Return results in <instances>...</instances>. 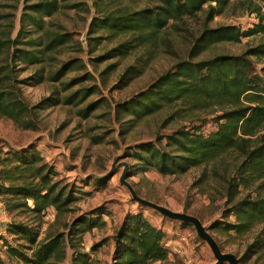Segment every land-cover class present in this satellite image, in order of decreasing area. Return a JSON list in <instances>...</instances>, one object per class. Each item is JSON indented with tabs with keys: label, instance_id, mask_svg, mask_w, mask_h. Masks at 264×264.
Returning <instances> with one entry per match:
<instances>
[{
	"label": "rangeland",
	"instance_id": "rangeland-1",
	"mask_svg": "<svg viewBox=\"0 0 264 264\" xmlns=\"http://www.w3.org/2000/svg\"><path fill=\"white\" fill-rule=\"evenodd\" d=\"M44 1L51 0H0L1 36L9 33L11 38H15L23 18L28 32L21 41L29 37L45 39L58 33H66L69 38L66 44L57 48L51 65L44 63L45 77L50 70H57L63 63L70 62L59 80L44 78L36 83L33 77L41 64L16 62L10 66L4 84L26 105L28 111L24 119L30 124L24 128L0 116V161L13 151L36 149L42 161L57 172L53 179L58 181L59 187L64 186L66 191L71 190L77 197L67 205L69 210L64 213L56 214L53 207L46 209L44 222L38 230V241L57 232L64 233L68 240L67 225L81 216L99 215L106 222L105 226L85 232L80 242L75 239L71 242L77 251L89 254L87 264H113V236L126 214L140 209L149 222L164 232L163 241L169 252L164 261L152 264H215L216 259L209 246L197 236L191 224L183 225V222L170 220L154 209L139 207L129 190L119 182L124 165H127L126 180L138 196L173 211L196 216L221 251L235 254L240 264H264V244H260L264 240V224L242 234L215 228L220 223L235 220L232 214H227L229 205L225 204L222 176L213 174L214 169L230 177L235 163L240 161L235 153H225L206 168L193 167L181 174H162L153 167L145 168L143 162L132 156L137 144L146 141L156 143L159 137L161 147L170 150L165 146V136L178 128L198 125L204 135L214 131L216 123L212 117L215 113L208 109L186 115L183 110H176L180 103L163 106L139 118L115 111L117 102L135 96L170 70L178 60L187 59L193 41L204 27L235 24L245 29L257 21L256 17L242 13L240 5L232 6L231 1L221 14L210 21L205 20L204 12L184 17L177 21V26H170L158 34L154 44L137 46L124 57L110 58L106 57L108 51L130 36L113 34L104 28L91 27L93 30H90L92 19L110 12L151 7L156 4L154 0H56L57 9L42 18L44 30H40L30 24L27 15L39 18L30 5ZM256 45H264V31L242 38L240 42L210 45L193 60L219 54L239 55ZM17 47L30 48L25 44ZM251 59L255 71L264 67V56ZM130 66L140 68L139 75L130 81L121 79ZM69 82L70 87L65 88V83ZM82 89H88L89 95L77 103ZM67 97L71 102H64ZM55 98L60 102L55 104L52 101ZM88 104L93 107L86 117H82L79 111ZM98 178L105 182L99 183ZM9 198V195L0 193V259L8 264H21L8 259L4 241L15 246L19 242L7 232V227L11 222L34 225L36 221L23 208L9 209ZM93 211L98 212L91 214ZM252 243L255 247L249 248ZM37 245H30L27 251L31 252ZM72 252L67 245L66 257L61 264H70Z\"/></svg>",
	"mask_w": 264,
	"mask_h": 264
},
{
	"label": "trees",
	"instance_id": "trees-1",
	"mask_svg": "<svg viewBox=\"0 0 264 264\" xmlns=\"http://www.w3.org/2000/svg\"><path fill=\"white\" fill-rule=\"evenodd\" d=\"M231 1L232 6L240 5L242 13L254 15L257 21L245 29L235 24L204 27L193 41L187 59L178 60L170 70L158 76L135 96L117 102L115 111L117 114L139 118L176 103H180L176 110H183L186 115L211 109L215 113L212 117L216 123L214 131L204 135L198 125L178 128L165 136V146L170 150L161 147L159 137L156 143L146 141L137 144L132 156L143 162L145 168L153 167L162 174H181L193 167L206 168L225 153H235L240 161L235 163L230 177L213 169L216 177L222 176L225 183V204L229 205L227 214H232L235 220L214 226L225 232L232 230L242 234L264 224V67L255 71L251 59L264 56V45L249 47L239 55L219 54L200 60L193 58L210 45L240 42L242 38L263 32L264 0H154L156 4L151 7L94 17L90 30H93L91 27L104 28L113 34H129L130 39L106 54L110 58L124 57L137 46L154 44L158 34L170 26H177V21L184 17H194L199 12H204L205 20H212ZM30 9L39 18L28 14L27 20L31 25L44 30L42 18L50 16L57 9V2H37L30 5ZM26 32L28 31L25 30L22 18L15 38H11L9 33L0 35V116L9 118L24 128H28L30 124V121L24 119L27 107L4 85L10 66L16 62L41 64L33 77L38 83L44 78L59 80L70 64L63 63L44 77V63L51 65L57 48L69 41L68 35L58 33L45 39L29 37L26 41H21V38H26ZM20 44L30 48L17 47ZM139 73L140 68L130 66L120 78L130 81ZM70 85V82L65 83V88ZM79 92L81 97L77 103L89 95L88 89ZM52 101L55 104L60 102L59 98ZM64 102L69 103L71 99L67 97ZM92 107V104H88L79 114L86 117ZM0 164V193L10 196L8 208H23L36 221L34 225L23 222H11L8 225L7 232L19 242L15 246L4 241L8 259H15L21 264H61L66 257L68 245L73 250L70 264H87L89 254L77 251L71 240L80 242L85 232L101 228L106 222L99 215L81 216L67 225L68 240L64 233L57 232L47 234L42 241H38V230L44 222L46 209L53 207L56 214L64 213L69 210L67 205L77 197L71 190L66 191L64 186L59 187L58 181L53 179L57 172L42 161L40 152L36 149L13 151L1 159ZM97 181L101 184L105 182L102 178ZM242 192L244 193L240 196ZM29 201L32 202L31 205ZM139 207L145 206L139 204ZM96 212L98 211L91 214ZM163 239L164 232L149 222L140 209L135 213H128L113 236V264H152L164 261L169 252ZM21 241L24 243H20ZM34 244L38 245L28 252L30 245ZM260 244L262 246L264 240ZM251 247H255V243L249 245ZM0 264L8 263L0 259Z\"/></svg>",
	"mask_w": 264,
	"mask_h": 264
},
{
	"label": "water",
	"instance_id": "water-1",
	"mask_svg": "<svg viewBox=\"0 0 264 264\" xmlns=\"http://www.w3.org/2000/svg\"><path fill=\"white\" fill-rule=\"evenodd\" d=\"M126 178H127V165H124V169L120 175L119 182L129 190L132 199L138 202L142 206L154 209L155 211L159 212L162 216L170 220H176V221H181L183 223L191 224L194 227L197 236L201 240L205 241L209 246L214 258L216 259L215 264H222L224 262L228 264H240L239 259L236 257L235 254L221 251L215 239L212 237V235L208 232L206 227L201 223V221L196 216L184 212L173 211L165 206H162L160 204H157L148 199L138 196L134 188L130 185V183L127 182Z\"/></svg>",
	"mask_w": 264,
	"mask_h": 264
},
{
	"label": "crops",
	"instance_id": "crops-1",
	"mask_svg": "<svg viewBox=\"0 0 264 264\" xmlns=\"http://www.w3.org/2000/svg\"><path fill=\"white\" fill-rule=\"evenodd\" d=\"M156 262H160V261H156ZM156 262H155V263H156Z\"/></svg>",
	"mask_w": 264,
	"mask_h": 264
},
{
	"label": "built area",
	"instance_id": "built-area-1",
	"mask_svg": "<svg viewBox=\"0 0 264 264\" xmlns=\"http://www.w3.org/2000/svg\"><path fill=\"white\" fill-rule=\"evenodd\" d=\"M263 77H264V74H263Z\"/></svg>",
	"mask_w": 264,
	"mask_h": 264
}]
</instances>
